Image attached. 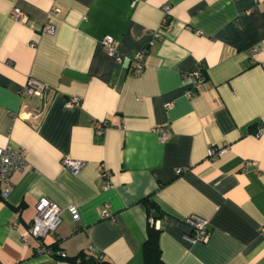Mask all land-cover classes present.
<instances>
[{"label":"crops","instance_id":"obj_1","mask_svg":"<svg viewBox=\"0 0 264 264\" xmlns=\"http://www.w3.org/2000/svg\"><path fill=\"white\" fill-rule=\"evenodd\" d=\"M47 19L53 33L41 29ZM30 78L45 85L42 96H22ZM72 95L80 102L67 106ZM158 126L168 127L164 139ZM6 146L23 148L27 165L0 199V264H66L20 238L42 196L61 207L43 243L68 257L88 250L143 264L148 200L164 213L166 264H264V0H0V152ZM64 157L83 165L71 171ZM192 214L208 220L205 240L184 237Z\"/></svg>","mask_w":264,"mask_h":264},{"label":"built area","instance_id":"obj_2","mask_svg":"<svg viewBox=\"0 0 264 264\" xmlns=\"http://www.w3.org/2000/svg\"><path fill=\"white\" fill-rule=\"evenodd\" d=\"M58 7H52L48 11V15H54L58 12ZM164 10V19L163 25L167 24V13L169 10V5L165 4L163 6ZM13 14L20 18L26 19V16L22 14L17 9H14ZM42 31L53 33L55 28L53 23L47 19L42 26ZM102 43L105 45L108 54L112 55L117 61H122L125 57L122 53L118 52L113 45V37L111 35H105L102 37ZM259 49V46H254L251 49L252 55H254ZM133 59L135 61V65L133 68L134 73H140L144 68L143 63V53L135 52L133 54ZM6 62H10L6 60ZM193 84L195 86L201 85L204 79V75L201 69H196L190 73ZM45 85L40 81L35 79H28V81L23 85L21 89L22 96H31L37 95L42 96L44 93ZM196 90L188 89L187 94L191 95L195 93ZM80 102V97L78 95H72L66 101L67 106L77 105ZM40 113L37 112L34 117H39ZM106 125V121H97L95 123L96 133H102L104 126ZM156 131L158 133L159 139H164L166 133L168 131V127L166 126H158L156 127ZM227 147L226 144L223 145H211L207 148V154L213 157L216 154L221 153ZM63 165L71 171H78L82 165L83 161L81 159H73L69 157H64L62 159ZM27 165V159L25 155V151L23 148L19 147L17 149H12L9 146L4 147L0 152V199H5L10 191V187L12 184V175L14 172L18 170H22ZM102 173H108L107 170L100 167ZM179 170V169H178ZM36 211L33 215L32 221L22 229L20 232V238L24 243H29L31 240L38 241V249L41 251H46L49 253L46 244L43 243V237L49 232L53 231L56 225L59 222V214L61 211V207L51 199L42 196L39 197L35 204ZM68 211L71 214L73 220H77L79 218V213L77 206L74 203H71L67 206ZM102 215L108 216L107 207L102 211ZM148 220L151 223H154L156 227H159L158 218H153L152 216L148 217ZM186 222L191 228V233L185 235L184 237L189 241H201L205 240L209 234L208 220L200 217L199 215L192 214L186 217ZM12 225V223H10ZM64 255V251L60 252Z\"/></svg>","mask_w":264,"mask_h":264},{"label":"trees","instance_id":"obj_3","mask_svg":"<svg viewBox=\"0 0 264 264\" xmlns=\"http://www.w3.org/2000/svg\"><path fill=\"white\" fill-rule=\"evenodd\" d=\"M147 207V218L152 216L157 218L160 214L164 216L163 212H157L153 214L151 211H157V206L153 201H146ZM146 237L142 244V253H143V264H166L161 258V249L159 245V235L160 228L156 227L154 223H151L148 219ZM49 253L56 257L63 259L66 264H112V262L102 256L101 254H94L88 250H82L78 252L75 256L68 257L66 254L62 255V251L57 246V242L46 245Z\"/></svg>","mask_w":264,"mask_h":264}]
</instances>
